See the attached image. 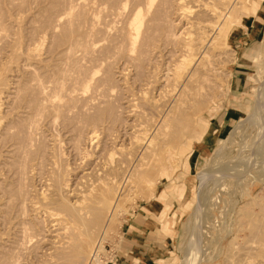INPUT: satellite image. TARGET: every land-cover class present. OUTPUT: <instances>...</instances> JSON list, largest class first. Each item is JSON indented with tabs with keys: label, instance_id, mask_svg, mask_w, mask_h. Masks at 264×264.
<instances>
[{
	"label": "rangeland",
	"instance_id": "rangeland-1",
	"mask_svg": "<svg viewBox=\"0 0 264 264\" xmlns=\"http://www.w3.org/2000/svg\"><path fill=\"white\" fill-rule=\"evenodd\" d=\"M168 1L169 0L161 1L164 9L163 7H159L158 9L159 21H164L163 23H166L165 21H170L172 26L167 22L168 26H171L169 27L171 30L168 28L169 32H180V24L175 22L177 20H174L173 14H171L169 9L165 10ZM229 1H234L235 3L233 2V4H237L238 7H245H239L237 9L236 5V8L231 14L233 18L239 15L240 24L235 23L229 26L227 44L223 43L222 46L220 45L222 49H219V45L211 48L212 54L208 53L207 55V60L210 59L209 62L213 59V63L210 62V64H213H211V66L215 69V72L212 69L214 74L209 72L207 74L209 76L205 75L211 80H209L210 82L208 84H206V81L205 83L200 81L203 79L201 76L204 75L199 74V81L202 83L199 84L198 81L194 87L199 85V88L203 87L205 90L199 89L198 87L197 90H195L196 88H194L197 92L201 91V93L198 94L197 92H193L194 90L192 89L193 91L191 90V94H195V97L192 96L191 98L194 99L193 102L181 109V114L185 118L180 124L184 131L179 129L178 126L175 128L177 134H181L180 136L176 135L178 138L174 137L176 138L174 139L176 147L174 148L175 156L172 165L170 167L162 166L159 171L156 172L151 170L152 172L150 171L151 173H148L149 175L146 178V180H149L148 183L144 181L125 188L113 186L108 190L111 193H115L117 198L115 197L112 201V208L110 207L109 209V216L104 219L102 224L91 228L92 242L86 254V264H149L148 259H143V261H140L142 260L140 258L134 260L135 249L128 240H131L134 232L141 236L140 239H147V235L143 233L142 230L143 224L149 220V215L152 216L153 212L158 214V218L162 222V229L164 231L160 230L159 234L168 239L171 246L165 244V248H157L166 254V258L164 262L157 263L154 252L151 257V264H247L246 262H248V264H254L255 262V264H264V259L262 258L264 256V214L263 212L261 213L264 208V158L259 155L257 157L253 156L259 144L257 141L260 142L259 140H261V138L264 139V0H258L256 9L251 8L250 0H240L241 3L239 0ZM163 3H166V6ZM81 5L80 0H0V21L4 23V26L0 25V89L5 88L7 92H5V94L3 92L0 97V264H7L9 262V264H62L58 260H53L50 257V253L53 254L51 252L53 251L51 245H54V240L57 238L53 236L55 231L51 229L52 225L50 219L43 216L44 214L46 215L44 212L45 206L43 204L46 202H56V200H50V198L53 197H55V199L59 197L57 200L62 199L63 201L68 199L69 202L74 200L75 194L72 197L74 193L73 190L81 187L80 184L84 183L90 176L88 173L83 174V171H88L86 168L90 166V164L93 165L91 162L97 160L100 162L96 163L97 161H95L96 164H103L105 160L103 161L102 157H106L113 143L116 145L118 143L119 145L124 143L123 146H126L128 141L126 132H129V128L132 125L131 120L133 119L128 115L129 112H131L130 108H133L131 104H134V107L140 109V105H142L143 101L140 100L141 96H143L141 94L143 92H145L143 94L146 95L147 93H152L150 91L147 92L149 87L146 88V85L143 84L147 77H150V80L153 79L152 77H154L155 73L151 71L158 65V62H160V57L157 58V55L156 57L155 55H151L152 57L148 55L150 57L147 56V58L150 59V67L146 64V56H142L140 59H136L132 62H130L131 58H129V60L128 58H122V60L121 57H118L120 54L117 53L118 50L116 48L118 47L117 40H121V37H118V34H121V32L119 33L117 30L119 28L121 29L122 25H119L118 28L116 25L120 24L122 19L119 21L120 18H116L118 20L112 22L113 19L110 14L107 15V12L99 14L98 17L101 20H99L101 27L106 28V32L102 30V32L99 31L96 34L94 33L97 38L93 35L92 37L94 38L91 40L97 39L98 42L96 41L93 44L91 47L92 51L87 50L91 53L85 51L81 52L82 49L80 48L83 47L82 45L90 41V37H85V27L87 24L86 13L84 7ZM79 6L81 8H79ZM71 9L73 11H71ZM66 10L72 12H70L71 15L69 14V22H64L65 20H63L62 17L64 12H67ZM164 10L166 13L163 12ZM168 11L170 12L169 15H172L171 17L166 16ZM243 12H245L244 15L241 14ZM78 13H80V15ZM168 17L170 20H168ZM236 17L235 19L232 18V20L236 21L238 19V17ZM106 18H109V20H106ZM71 23L73 27L76 28H71ZM113 23H116V25ZM55 24L57 25L54 26ZM61 25L63 26L62 29ZM76 25L82 26L83 29H81L80 26L78 29ZM113 25L115 26L114 28ZM173 26H177V28L174 27L173 29ZM79 30L81 32H78ZM74 31L75 33H72ZM66 32H71V34H66L68 36L66 37L63 35V33ZM76 32H78V34ZM82 32L85 35H80ZM62 35L66 38H60ZM107 35H110L108 38L112 39L110 40L112 42L107 39ZM72 36L73 38L76 36L75 39L79 38L80 40H76V42H81L82 45L81 43H78L79 46L78 44L73 45L75 39H73ZM111 36H113V38H111ZM114 38L116 39L115 41ZM60 39L65 40V42L61 40V42L58 43L57 41ZM85 39H87V41ZM70 41L73 43H70ZM38 42L39 52H41L40 62H36L39 60L32 59L28 61L26 53H24L26 52V46L29 48V46L31 47L34 43L37 44ZM73 46H78L79 48H73ZM98 46H101V48ZM98 48L101 50H98ZM215 48L217 50L214 51ZM68 49L70 51H68ZM169 49L170 47L166 48L168 51ZM64 51H66V53ZM214 52L215 55H219L213 56ZM50 53L52 54L50 55ZM89 54L97 58L90 57ZM109 54L111 55L109 56ZM209 54L213 58H211ZM86 56L92 59L89 60ZM101 57L104 59H101ZM153 57H155V59H153ZM93 58L96 60V63ZM255 58H257V62H254ZM55 59L58 60L56 61ZM151 59H153V61L156 60V63ZM132 60H134V58ZM103 61L107 67L103 64ZM151 61L153 63H151ZM193 61L191 63H193ZM45 62H49L48 65H45ZM138 62H141V64L143 63L142 66H146L141 67V64ZM26 64L29 66V73L23 66ZM96 64H98L99 67ZM152 64H155V66ZM190 65L192 66V64ZM21 67L22 69L19 71ZM94 67L97 70L94 75L96 81L92 78L94 82L91 80L87 84L91 85L90 83L93 82L95 86L93 87V85H91V87H89V85L86 86V81H83L85 78L83 73ZM52 68L54 69L52 70ZM197 71L200 73L199 69ZM146 72L148 74L147 76ZM54 73L55 75H53ZM150 73L154 75H150ZM46 75L48 76L47 78ZM144 76L146 78H144ZM50 78L53 83L48 82L51 81ZM55 78H58V80L56 79L57 82L54 81ZM140 78H142L143 83ZM43 79H47L44 82L46 85L48 84L50 86H45ZM60 80L62 81V83H60L61 85L58 84ZM78 80H80L79 83L76 82ZM147 80L149 79H146V81ZM138 81H140V83ZM33 82L37 84H33ZM54 82H56L58 86L60 85V93H63V90L67 92L69 89H79L80 87L85 88L86 91L73 89L65 94H60L64 96V98H60V110H57V112L55 109H57L56 107H58V105H54L55 109L54 107L52 108V106L51 108L50 106L47 107L48 103L46 100V97L48 94H52V91L57 93L55 89L59 87L55 88L53 85ZM78 84L79 87H77ZM200 85L202 86L200 87ZM53 86L55 89H52ZM64 86L66 87L64 88ZM40 87H46L47 89H45L43 93L44 90L42 91ZM33 89L42 91V93L39 91L36 92ZM26 90H28V92ZM46 90L51 92L46 93ZM14 92L21 95L16 96L17 94ZM137 92L139 93L137 94ZM23 93L26 96L23 95ZM37 93H40L39 96H37ZM73 93L76 96H74ZM42 94L45 95V98ZM84 94H86V96H84ZM13 96L14 98L16 97V99H14ZM148 96L149 95H147V97ZM189 96L191 97V95ZM19 98L20 100H18ZM35 98L39 102H35L37 101ZM134 98L136 99L133 101ZM21 99L23 101H21ZM259 102L262 104V108ZM37 103H41L42 106L46 108L40 107L41 104L37 107ZM258 104L260 108H257ZM30 107L32 109H30ZM36 107L40 112L36 110ZM41 108L46 110L41 111ZM48 108L53 110L51 111L49 109V111ZM256 109L258 117L252 122L247 121L248 115L254 113ZM98 111H101L100 117ZM49 112L51 114H49ZM95 114L100 121L101 119L103 120L101 122L99 121V123L104 122L105 124H99L96 120L97 118L94 117ZM35 121L37 122L35 123ZM92 123L98 128L100 126H105L107 129L108 126V129H105L107 132H100V130H98L100 132H97L96 137L98 139H93L95 142L98 141V143L92 140L89 142V140L85 139L86 131L94 126ZM126 123H129V127H127ZM77 127L78 129H76ZM206 127L207 132L202 136ZM84 128L87 129L84 131ZM178 129L180 132H178ZM117 130H119V135L116 133ZM79 133H81V135ZM104 133H107L105 134L106 136ZM124 134L125 136H122ZM102 136H104V138ZM105 137H108L106 138L107 140ZM121 137H123V139ZM100 138L104 140L102 141ZM110 139L114 140L109 143L112 146L108 144ZM8 144H11L10 147ZM95 144L96 146L98 145V147H96ZM74 145L78 146V148ZM91 145H93L92 148ZM94 148L96 149L93 151ZM85 151L88 154L84 157L87 159L89 155L90 158L88 159L90 160H86L80 155L84 154ZM97 152L99 155L102 154L103 156H96L98 155L96 154ZM246 156L252 157L253 161L249 163L247 169L245 162ZM80 158H82L83 164L88 163L84 166L85 168L80 165L82 164ZM159 158H161L162 161L164 159L163 156ZM161 159L158 160L161 161ZM260 162H262V164ZM27 165H31L32 167H28ZM79 165L81 168H78L80 167ZM73 168L74 170H72ZM82 169L84 170L81 173ZM258 170L261 171L259 172ZM201 174H205V177L201 178ZM79 176H84L85 178H79ZM168 177H172V179L179 182V184L173 185L176 195L161 194L162 187L167 185L164 181ZM82 179H84V182ZM77 181L80 182L78 183ZM77 183L79 185H77ZM49 187L51 190L48 189ZM73 187L76 188L73 189ZM116 189L118 191H116ZM43 194L47 195L45 196ZM17 195H20V197ZM11 197H14L11 200L14 199L13 201L16 205L13 201H8ZM42 197L48 198L46 199L47 201L42 199ZM28 198L30 200H28ZM37 198L39 199L37 200ZM43 200L45 203H41ZM6 201L7 204H5ZM259 203H261L262 206L258 205ZM9 204L10 207L12 205L14 207V211H12L13 207L10 208L12 213L9 212V208L4 209L6 205ZM148 206H151V210L148 209L147 211ZM260 206L263 208L261 209ZM162 208L165 209L164 218H160ZM19 209L22 210L19 211ZM7 212L10 216H20H18L17 219H15L16 217H8L6 216L9 215ZM45 217L48 220L44 223L46 220ZM9 218H13L12 221H10L11 219ZM14 219L15 222H13ZM37 219L38 221H36ZM17 221L21 224L19 225ZM10 223L12 225H10ZM13 223H17L18 225H14ZM106 225L107 228L105 229ZM25 227L29 228L27 229ZM193 229L196 234V240L194 239V241L192 240L190 242L189 239ZM19 231L22 233H19ZM21 235L23 239L26 240H23ZM39 238L41 240H38ZM17 241H19L20 244L17 243ZM20 241L25 244H22ZM189 244L192 246V249L194 248L192 252L193 256L191 254L186 256V250ZM49 245L51 248L48 247ZM97 246L100 248L98 249ZM200 246L204 249L205 254L196 258L194 260V262H196L192 263ZM14 247L17 250H15ZM139 250L144 251V248H139ZM12 251L14 252L11 253ZM46 252H48V255ZM10 254H14L15 257H12ZM19 256H23V258ZM137 256L142 257L139 254ZM46 257H49V260H46ZM68 257L71 258L70 256ZM11 259H13V261ZM245 259L246 261H244ZM4 260L7 262L2 263L5 262ZM237 261H239V263H236ZM65 264H69V262Z\"/></svg>",
	"mask_w": 264,
	"mask_h": 264
},
{
	"label": "bare ground",
	"instance_id": "bare-ground-1",
	"mask_svg": "<svg viewBox=\"0 0 264 264\" xmlns=\"http://www.w3.org/2000/svg\"><path fill=\"white\" fill-rule=\"evenodd\" d=\"M163 0H80L81 2V6L84 7L85 13H86V36L85 37H90V41H88V43H85L84 45H82L81 42H76V40H80L79 38L75 39V37L72 38L75 39V41L70 43H73V45H77L78 43H81V45L83 46L82 51L88 52V51H92V46L93 44L98 40H91L94 33H98L99 31L102 32V30L104 32H106V28H102L101 27V23H100V18L98 17L99 14L101 13H105L107 12V15L110 14L111 18L113 19L112 22L115 20H118L116 18H120L119 21L122 19L120 24L116 23L114 25H116V27L118 28V26H121V29L117 30V32L119 31V33L121 32V34H118V37H121V40H117L118 42V47L116 48L117 53L120 54L121 59H126L131 58L130 62L135 61L136 59H140V57H145L147 58L148 55H156L158 56L157 58L160 57V62H158V65L155 66V64H152L153 66H155L151 72L155 73L154 77H152L153 79L150 80V77H145L146 79H149L146 81V79L144 80V84L146 85V88L151 89L148 90L147 92L150 91L152 93H147V95H149L147 97L146 94H143L145 92H143L141 95V99L142 101V105H140V109L134 107V104H131L133 106V108H130L131 112H129L128 115H130L133 119L131 120V127L129 128V132H126L128 137V141L126 146H123L124 143L122 145H119V143L116 145L113 143V146L110 143V141H112L111 139L109 140L108 144L112 146V148H110L111 150L107 153L106 157H102L103 155H99L98 152L96 154V156L102 157L103 158V164H96L99 163L100 161H97L95 163V161H92L91 163L93 165L90 164V166H88L86 169H88V171L86 172L83 171L84 169L81 170V173L83 171L84 173H88V175H90L87 180L84 183H81L79 188L75 189L73 187V195L74 200L72 202H69V200L67 199L66 201L61 200H57L55 199V197L50 198L51 201H55L56 202H44V200L48 199V198H44L42 197V199H44L41 203H45L43 204L44 206V212L46 213V215L44 214L43 216H46L50 219L51 221V225H52V231H55V234L53 236H55V238H57L56 240H54V245L52 246L53 251H51L53 254L50 253V257L53 260H58L60 263H67L69 262V264H86V254L88 253L90 246H91V242H92V237H91V228L102 224V222L104 221V219L106 217L109 216V209L112 205V201L113 199H115V197L117 198V195L115 193H111L110 191H108L110 188H112L113 186H118L119 187H129L132 185H136L139 183H142L144 181H146V183L149 182V180H146V178L148 177V175L153 171H159L160 167L162 166H166V167H170L172 165V161L174 160V156H175V152H174V148L176 147V143L174 144V139L178 138L176 135L180 136L181 133L177 134V130L175 131L176 126L179 127V129L181 128V124L180 122L185 118L182 114H181V109L186 106L189 105L193 102L194 99H191L192 96L195 97V94L192 95L191 94V90L194 88H196L195 90H197V87L199 85H197L196 87H194V85L200 80V75H207L209 72H212V66L211 64L213 63V59H211L212 62L210 64L209 60H207V55L208 53H211V48H214L216 46L219 45V49H222L221 46L223 43L227 44V38L229 35V26L234 25L235 23H239V15L237 16L238 19L235 21L232 20L233 17H231L232 12L234 11V9L237 7V9L240 7H238V5L236 6L235 4H233L234 1L230 2L229 0H169L168 1V5L167 8H165V10L169 9V11H171V14H173L174 20H177L175 22H178V24H180V28L181 31L180 32H175V31H171L169 32V29L171 30L172 24L169 21H165L166 23H163V19L161 21H159L160 19L158 18V9L159 7H163L162 6V2ZM237 1V0H236ZM240 2V0H239ZM238 2V3H239ZM258 0H250V6L252 9H256V4H257ZM170 3V4H169ZM235 3V2H234ZM241 3V2H240ZM245 3V2H244ZM164 5L166 3H163ZM77 5V4H75ZM246 5V4H245ZM166 6V5H165ZM236 6V7H235ZM244 7V6H241ZM240 7V8H241ZM72 8V7H71ZM79 8H81L79 6ZM78 8V9H79ZM245 8V7H244ZM68 9V8H67ZM236 9V10H237ZM162 10V9H161ZM165 10L163 11L164 13ZM241 10V9H240ZM67 11V10H66ZM71 11H73L71 9ZM70 10L67 12H64L63 20H65L64 22H69V17H70ZM75 11V10H74ZM167 12L166 16H170V12ZM242 11V10H241ZM244 11V9H243ZM79 12V10H78ZM82 12V11H81ZM162 12V11H160ZM72 13V12H71ZM84 13V14H85ZM245 12L241 13L244 15ZM70 14V15H69ZM80 15V13H78ZM163 14V13H161ZM192 14V15H191ZM196 14V15H195ZM73 15V14H72ZM124 15V16H123ZM234 15V14H233ZM237 15V14H236ZM106 16V15H105ZM123 16V17H122ZM165 16V15H164ZM172 16V15H171ZM170 16V17H171ZM235 16V15H234ZM82 17V16H79ZM101 17L103 18V16L101 15ZM108 17V16H107ZM236 17V16H235ZM235 17L233 19H235ZM236 17V18H237ZM105 18V17H104ZM110 18V17H109ZM109 18H106V20ZM167 18V17H165ZM75 20V18H74ZM85 20V19H84ZM100 20V21H99ZM168 20H170V18L168 17ZM59 21V20H58ZM56 21V22H58ZM108 22V21H107ZM106 22V23H107ZM110 22V21H109ZM170 23L171 26H168V23ZM3 22L0 21V25L4 26V23L1 24ZM55 23V22H54ZM61 23V22H59ZM105 23V22H104ZM118 23V22H117ZM64 24V23H63ZM176 24V23H175ZM177 24V25H178ZM240 24V23H239ZM57 24H55L54 26H56ZM72 25V23L70 24ZM113 25V28L115 27ZM174 25V24H173ZM53 26V25H52ZM77 26V25H76ZM80 26V25H79ZM77 26V28L79 27ZM110 26V24H109ZM179 26V25H178ZM62 25H61V29H62ZM177 28V26H173ZM52 28V27H51ZM65 28V27H64ZM71 28H76V27H72ZM81 29L82 26H80ZM169 28V29H168ZM36 29V28H35ZM59 29V27H58ZM70 29V28H69ZM79 29V28H78ZM172 29V30H173ZM179 29V28H178ZM52 30V29H51ZM60 30V29H59ZM115 30V29H114ZM38 31V30H37ZM53 31V30H52ZM67 31V30H65ZM62 31V32H65ZM70 31V30H69ZM72 31V30H71ZM84 31V30H83ZM111 31V30H110ZM45 32V31H43ZM57 32V31H56ZM59 32V31H58ZM78 32H81L80 30ZM78 32H76L78 34ZM100 32V33H101ZM112 32V31H111ZM116 32V31H115ZM114 32V33H115ZM47 33V32H46ZM50 33V32H49ZM53 33V32H51ZM72 33H75L72 32ZM45 34V33H44ZM66 34H71L66 32L63 33V35H65L66 37H68ZM84 33L82 32L83 35ZM116 34V33H115ZM42 35V34H41ZM49 35V34H48ZM62 35L63 38L64 36ZM76 35V34H75ZM79 35V36H80ZM85 35V34H84ZM121 35V36H119ZM52 36V35H51ZM59 36V35H58ZM78 36V35H77ZM95 36V35H94ZM101 36V35H100ZM108 36L110 37V35H107V39L112 40L110 38H108ZM117 36V35H115ZM64 37V38H66ZM96 37V36H95ZM63 38V39H64ZM84 38V37H83ZM87 38V39H88ZM97 38V37H96ZM111 38H113V36H111ZM117 38V37H116ZM60 39L59 41H57L58 43L61 42ZM71 39V37H70ZM69 39V40H70ZM87 39H85L87 41ZM88 39V40H89ZM118 39V38H117ZM1 40V39H0ZM68 40V41H69ZM116 39L114 38V41ZM37 41V40H35ZM65 42V40H63ZM120 41V44H119ZM229 41V40H228ZM112 42V41H110ZM64 44V43H61ZM44 45V43H43ZM221 45V46H220ZM60 46V45H59ZM79 46V44H78ZM78 46H73V48L78 47ZM104 46V45H103ZM114 46V45H112ZM144 46V47H143ZM228 46V45H226ZM26 57L29 61V59L32 60H39L41 55L39 52V42L37 44L34 43V45H32L31 47L26 46ZM65 47H66V43H65ZM101 48V46H98ZM167 47H170L169 51L166 50ZM43 48V47H42ZM79 48V47H78ZM77 48V49H78ZM94 48V47H93ZM98 48V50L100 49ZM64 49V48H63ZM95 49V48H94ZM115 49V48H114ZM218 49V50H219ZM224 49V48H223ZM61 50V49H60ZM59 50V51H60ZM88 50V51H87ZM101 50V49H100ZM209 50V51H207ZM217 50L216 48L214 49V51ZM68 51H70L68 49ZM74 51V50H72ZM213 51V49H212ZM221 51V50H219ZM226 51V50H225ZM66 53V51H64ZM63 52V53H64ZM223 52V51H222ZM59 53V52H57ZM61 53V51H60ZM71 53V52H70ZM76 53V52H75ZM80 53V52H78ZM91 53V52H88ZM86 53V54H88ZM219 53V52H216ZM221 53V52H220ZM224 53V52H223ZM52 53H50L51 55ZM74 54V53H73ZM93 54V53H92ZM104 54V53H101ZM100 54V55H101ZM112 54V53H111ZM109 54V56L111 55ZM76 55V54H74ZM80 55V54H79ZM90 57H94L97 58L95 56H91V54H89ZM215 55V52L213 54V56ZM219 55V54H218ZM217 54L215 56H218ZM221 55V54H220ZM226 55V54H225ZM24 56V55H23ZM85 56V55H83ZM102 56V55H101ZM106 56V54H105ZM151 56V57H152ZM210 56V54H209ZM82 57V56H81ZM88 58V56H86ZM99 57V56H98ZM149 57V56H148ZM155 57H153V59H155ZM211 58H213L212 56H210ZM226 57V56H224ZM25 58V57H24ZM58 58V57H56ZM93 58V59H94ZM107 58V57H106ZM105 58V59H106ZM134 58V60H132ZM150 58V57H149ZM156 58V59H157ZM216 58V57H215ZM26 59V58H25ZM72 59V58H71ZM89 60H91L90 58H88ZM101 59H104L103 57H101ZM98 59V60H101ZM122 59V60H123ZM153 59H151L153 61ZM220 59V58H219ZM48 60V59H47ZM46 60V61H47ZM56 60V59H55ZM58 60V59H57ZM56 60V61H57ZM95 60V59H94ZM113 61H115L114 59H112ZM143 60V59H142ZM147 60L146 64H148V67H150L149 61L150 59H145ZM144 60V61H145ZM194 60V61H193ZM55 61V62H56ZM127 61V60H125ZM155 62V61H153ZM193 61V63H191ZM26 62V61H25ZM36 62H40L36 61ZM50 62V61H49ZM49 62H45V65H48ZM254 62H257V58L254 59ZM47 63V64H46ZM51 63V62H50ZM96 63V60H95ZM98 63V61H97ZM109 63V62H108ZM114 63V62H113ZM141 64V62H138ZM156 63V62H155ZM262 63V62H261ZM260 63V64H261ZM28 64V62H27ZM23 65L25 70L28 72V65ZM31 64V62H30ZM52 64V63H51ZM50 64V65H51ZM103 64L106 66L105 62L103 61ZM110 64V63H109ZM125 64V62H124ZM143 64V63H142ZM141 67H145L146 65H143ZM192 64V66L190 65ZM218 64V62H217ZM22 65V64H21ZM20 65V66H21ZM33 65V64H32ZM98 65V64H96ZM122 65V64H121ZM194 65V66H193ZM213 65V64H212ZM221 65V64H219ZM31 66V65H30ZM89 66V65H88ZM91 66V65H90ZM101 66V65H100ZM103 66V67H105ZM125 66V65H124ZM123 66V67H124ZM139 66V65H138ZM137 66V67H138ZM34 67V66H33ZM32 67V68H33ZM46 67V66H45ZM44 67V69H45ZM58 67V66H57ZM99 67V65H98ZM107 67V66H106ZM126 67V66H125ZM35 68V67H34ZM89 68V67H88ZM95 68V67H94ZM89 69V71L84 72L83 75L85 76L84 80L82 78L83 81H86V86L89 85L87 83H89L92 78H94L95 73L97 72L96 68L95 69ZM102 68V67H101ZM128 68V67H127ZM136 68V67H135ZM22 69L19 68V71ZM54 68H52L53 70ZM57 69V68H55ZM87 69V68H86ZM99 69V68H98ZM142 69V68H141ZM148 69V68H146ZM200 70L199 71L197 70ZM217 69V68H216ZM15 70V69H14ZM17 70V69H16ZM46 70V69H45ZM58 70V69H57ZM100 70V69H99ZM120 70V69H119ZM126 70V69H125ZM151 70V68H150ZM215 69H213L214 71ZM147 71V70H145ZM149 71V70H148ZM18 72V70H17ZM24 72V71H23ZM25 72V73H27ZM52 72V71H50ZM55 72V71H53ZM215 72V71H214ZM214 72H212L214 74ZM29 73V72H28ZM34 73V72H33ZM150 73V75H152ZM200 74V75H199ZM33 75V74H32ZM36 75V74H35ZM51 75V74H50ZM49 75V76H50ZM55 75V73L53 74ZM147 72H146V76H147ZM149 75V76H150ZM29 76V75H28ZM97 76V75H96ZM201 76L203 79H201L200 81H203L205 83V81L207 82L206 84H208L211 80L209 77V75L207 76ZM213 76V75H212ZM36 77V76H35ZM48 76L46 75V78ZM55 77H59V76H55ZM83 77V76H81ZM43 78V77H42ZM51 79V78H50ZM58 78H55L54 81L57 82ZM96 78H94L95 80ZM17 80V78H16ZM42 80V79H41ZM47 80V79H46ZM43 79V83H45L44 81H46ZM141 82H142V78H140ZM210 80V81H209ZM15 81V80H14ZM29 81V80H28ZM31 81V80H30ZM61 81V80H60ZM58 81V84L62 83V81L60 82ZM80 80L76 81L79 83ZM93 81V80H92ZM96 81V80H95ZM98 81V80H97ZM199 81V84L202 83ZM39 82V81H37ZM50 83H53L52 79L51 81H48ZM54 82V86L59 87L57 85V83ZM94 82V81H93ZM93 82L90 83L91 85H93ZM99 82V81H98ZM140 83V81H138ZM137 83V82H136ZM143 83V82H142ZM212 83V82H211ZM14 84V83H13ZM30 84V83H29ZM33 84H37L36 82H33ZM56 84V85H55ZM85 84V82H84ZM48 85V84H47ZM45 83V86H47ZM91 85H89V87H91ZM205 85V84H204ZM203 85V86H204ZM41 86V85H40ZM50 86V85H48ZM53 86L50 87L52 89H55ZM95 85H93L94 87ZM141 86V85H140ZM151 86V87H150ZM202 85H200L201 87ZM206 86V85H205ZM210 86V85H207ZM12 87V86H11ZM17 87V86H16ZM43 87V86H42ZM40 87V89L42 88ZM66 86H64L65 88ZM68 87V86H67ZM74 87V86H73ZM72 87V88H73ZM76 87V85H75ZM79 87V84L78 86ZM145 87V86H144ZM63 88V89H64ZM70 88V86H69ZM87 88V87H86ZM145 88V90H146ZM199 88V87H198ZM208 88V87H206ZM10 89V88H9ZM32 89V88H31ZM45 88H42L43 93L45 92ZM51 89V90H52ZM59 89V90H58ZM58 89H55L56 92L58 93L60 90V87ZM68 89V88H66ZM74 89V88H73ZM73 89H69V90H73ZM95 89V88H94ZM138 89V88H137ZM199 89H203V87L199 88ZM198 89V91H199ZM4 90V91H3ZM34 90V89H33ZM32 90V91H33ZM58 90V91H57ZM67 90V92L69 91ZM74 90H80V91H84L85 88L80 87L79 89L75 88ZM96 90V89H95ZM144 90V89H143ZM192 90V91H193ZM193 91V92H197V91ZM205 90V88L203 89ZM28 92V90H26ZM30 91V90H29ZM36 91V90H34ZM39 91V90H38ZM36 91V92H38ZM42 91H39L42 93ZM65 90H63V93L59 92V96L57 95V93L52 91V94H48V96L46 97L48 106H52V108L58 105V107H56L57 109H55V111H59V104L61 103V97L64 98V96L60 95V94H65L67 93ZM86 91V90H85ZM138 91V90H137ZM5 94V88L4 89H0V97L1 95ZM20 92V91H18ZM25 92V91H24ZM48 91L46 90V93ZM51 92V91H49ZM48 92V93H49ZM73 92V91H71ZM70 92V94H71ZM7 93V92H6ZM15 93V92H14ZM26 93V92H25ZM54 93V94H53ZM77 93L79 94V92L77 91ZM76 93V94H77ZM83 93V92H82ZM139 92H137L138 94ZM198 94L201 93L197 92ZM13 94V93H12ZM17 94L16 96H19L21 94L19 93H15ZM27 94V93H26ZM32 94V92H31ZM38 94V95H37ZM36 95L39 96L40 93H37ZM152 94V95H151ZM23 95H25L23 93ZM34 95V94H33ZM35 95V97H36ZM43 95V94H42ZM74 95V93H73ZM70 95V96H73ZM134 95V94H133ZM191 95V97L189 96ZM197 95V94H196ZM6 96L8 97V95L6 94ZM26 96V95H25ZM45 95H43L44 97ZM76 96V95H74ZM84 96H86V94H84ZM132 96V95H131ZM138 96V95H137ZM146 96V97H144ZM188 96V97H187ZM6 97V98H7ZM28 97V95H27ZM82 97V96H80ZM143 97V99H142ZM193 97V98H194ZM14 98V96H13ZM12 98V100H13ZM22 98V97H20ZM20 98L18 100H20ZM37 98V97H36ZM35 98V99H36ZM45 98V97H44ZM69 98V97H68ZM67 98V99H68ZM76 98V97H75ZM93 98V97H92ZM139 98V97H138ZM16 99V97L14 98ZM23 99V98H22ZM21 99V101H23ZM25 99V98H24ZM27 99V98H26ZM32 99V98H29ZM42 99V98H41ZM74 99V98H73ZM136 98L133 99V101ZM37 100V99H36ZM63 100V99H62ZM71 100V99H70ZM25 101V100H24ZM28 101V100H27ZM45 101V100H44ZM64 101V100H63ZM66 101V100H65ZM91 101V100H90ZM97 101V100H95ZM94 101V102H95ZM128 101V100H127ZM15 102V101H14ZM18 102V101H17ZM34 102V99H33ZM35 102H39L38 100ZM132 102V100H131ZM32 103V102H31ZM42 103V102H41ZM39 103V104H41ZM134 103V102H133ZM260 103V102H259ZM38 103L36 104V106L38 107L39 105ZM21 105V104H20ZM27 105V104H26ZM35 105V104H34ZM99 105V104H98ZM261 103H260V107H261ZM22 106V105H21ZM91 106V105H90ZM19 107V106H18ZM36 107V110H38V108ZM40 107H43L42 104ZM259 104L257 105V108H260ZM24 108V107H23ZM46 108V107H43ZM41 111H45L46 109H43ZM48 108V110L50 109ZM62 108V107H60ZM65 108V107H64ZM63 108V109H64ZM262 108V107H261ZM30 109H32L30 107ZM28 110V109H27ZM51 111L53 109H50ZM49 110V111H50ZM129 110V109H128ZM32 111V110H31ZM36 111V112H37ZM57 111V112H58ZM261 111V110H260ZM40 112V111H39ZM37 112V113H39ZM99 112V111H98ZM42 113V112H41ZM56 113V112H54ZM101 111L99 112V117ZM105 113V112H104ZM36 114V113H35ZM44 114V113H43ZM47 114V113H46ZM49 114H51L49 112ZM97 115V116H98ZM106 115V114H105ZM35 116V115H34ZM38 116V115H37ZM44 116V115H42ZM41 116V117H42ZM48 116V115H46ZM104 116V115H103ZM129 116V117H130ZM30 117V116H29ZM33 117V115H32ZM96 117V114L95 116ZM93 117V118H94ZM105 117V116H104ZM257 116V109L255 110L254 113H250L248 115L247 121L252 122L254 119H256ZM31 118V117H30ZM36 118V117H35ZM57 118V117H56ZM60 118V117H59ZM97 118V117H96ZM46 119V118H45ZM61 119V118H60ZM97 118L96 120L100 121V119ZM33 120V119H32ZM39 120V119H38ZM62 120V119H61ZM92 120V119H90ZM105 120V119H104ZM243 120V119H242ZM52 121V119H51ZM93 121V120H92ZM95 121V120H94ZM101 121H103L101 119ZM100 121V122H101ZM109 121V120H107ZM106 121V122H107ZM111 121V120H110ZM37 121H35L36 123ZM96 122V121H95ZM94 122V123H95ZM129 122V120H128ZM87 123V122H86ZM91 123V122H90ZM94 123H92L94 125ZM104 123V122H103ZM103 123H99V124H103ZM112 123V122H111ZM91 124V125H92ZM96 124V125H99ZM105 124V123H104ZM127 127L129 123H126ZM179 124V125H178ZM108 125V123H107ZM240 125V124H239ZM111 126V125H110ZM124 126V125H123ZM237 126V125H236ZM91 127V126H89ZM78 129V127L76 128ZM87 128H84V131ZM105 126H100L99 128L97 126H92L89 130L86 131V135H85V139L92 140L95 138L96 140L98 139L97 136V132H99L98 130L101 131H106L108 129L105 130ZM178 129V132H180V130ZM35 130V129H34ZM80 130V129H79ZM111 130V129H110ZM128 130V129H127ZM119 130H117L116 133H118ZM182 131H184V129H182ZM99 132V133H100ZM107 132V131H106ZM176 132V133H175ZM85 133V132H84ZM262 133V132H261ZM264 133V132H263ZM262 133V134H263ZM81 135V133H79ZM107 133H104V135ZM109 134V133H108ZM113 134V133H112ZM115 134V133H114ZM123 134V133H122ZM78 135V134H76ZM102 135V134H101ZM111 135V134H109ZM119 135V133H118ZM175 135V136H174ZM100 136V134H99ZM106 136V135H105ZM114 136V135H112ZM122 136H125L122 135ZM104 138V136H102ZM111 137V136H108ZM108 137H105L108 138ZM117 137V136H116ZM125 137V138H126ZM176 137V138H174ZM199 137V136H197ZM262 137V136H261ZM260 137V138H261ZM119 138V137H118ZM123 139V137H121ZM77 139V138H75ZM100 140H102L100 138ZM104 140V139H103ZM102 140V141H103ZM107 140V139H106ZM178 140V139H177ZM75 141V140H74ZM101 141V142H102ZM114 141V140H113ZM124 141V140H123ZM122 141V142H123ZM260 142L257 141L258 147L256 149L255 155L253 154V156H261L264 158V139L261 138V140H259ZM88 142V143H89ZM95 142V141H94ZM107 142V141H106ZM120 142V141H119ZM121 142V143H122ZM83 143V142H82ZM95 143H98V141H96ZM100 143V142H99ZM104 143V142H103ZM101 143V144H103ZM112 143V142H111ZM2 144V143H1ZM77 144V143H76ZM90 144V143H89ZM107 144V143H106ZM9 145V144H8ZM11 145V144H10ZM9 145V147H10ZM72 145V144H71ZM3 146V145H1ZM76 146V145H74ZM73 146V147H74ZM88 146V145H87ZM90 146V145H89ZM93 145H91L92 148ZM96 146V144H95ZM94 146V147H95ZM110 146V147H111ZM123 146V147H122ZM81 147V145H80ZM98 147V145L96 146ZM72 148V147H71ZM76 148H78V146H76ZM82 148V147H81ZM89 148V147H87ZM90 148V149H91ZM75 149V148H74ZM96 148L93 149V151ZM12 150V149H11ZM92 150V149H91ZM252 150V149H251ZM80 151V150H79ZM249 151V150H248ZM11 152V151H10ZM73 152V150H72ZM89 152V151H88ZM92 152V151H90ZM6 153V152H5ZM8 153V152H7ZM77 153V152H76ZM83 153V152H82ZM250 153V152H249ZM88 153L85 151L84 154H80L83 156V158L86 157ZM94 154V152H93ZM95 155V154H94ZM10 156V155H8ZM81 156V157H82ZM85 156V157H84ZM115 156V157H114ZM160 156H163L164 159L162 161L161 158H159ZM95 157V156H94ZM90 158V156L88 155L86 160H90L88 159ZM105 158V159H104ZM82 158H80L81 160ZM83 159V160H85ZM97 159V158H96ZM99 159V158H98ZM161 159V161L159 160ZM85 160V161H86ZM101 160V159H100ZM159 161V162H158ZM263 161V160H261ZM30 162V161H29ZM32 162V161H31ZM82 162V160H81ZM80 162V163H81ZM88 162V161H86ZM94 162V163H93ZM245 162H246V169L249 166V163H252V157H247L245 158ZM84 162H82V167H84L86 164H83ZM258 163V162H257ZM262 164V162H260ZM259 163V164H260ZM27 164V163H26ZM31 164V163H30ZM96 164V165H95ZM256 164V163H255ZM79 165V166H80ZM28 166V165H27ZM31 165H29L28 167H30ZM32 167V166H31ZM253 167V166H252ZM77 168V167H76ZM78 168H81L78 167ZM77 168V169H78ZM85 168V167H84ZM251 168V166H250ZM249 168V169H250ZM260 169V168H259ZM74 170V168L72 169ZM152 170V171H151ZM80 171V170H79ZM151 171V172H150ZM226 171V170H225ZM259 171V170H258ZM261 171V170H260ZM259 171V172H260ZM149 173V174H148ZM235 174V173H234ZM239 174V173H238ZM82 175V174H81ZM87 175V176H88ZM261 175V174H260ZM259 175V176H260ZM85 178L84 176H79V178ZM201 178L205 177V174H201L200 175ZM259 178V177H257ZM260 179V178H259ZM258 179V180H259ZM81 181V180H80ZM79 181V182H80ZM78 182V181H77ZM78 182V183H79ZM82 182V181H81ZM76 183V182H75ZM77 183V185H79ZM63 184V183H62ZM48 186V185H47ZM57 188V187H56ZM50 189V187L48 188ZM51 190V189H50ZM62 190V189H60ZM120 190V189H119ZM59 191V190H58ZM116 191H118L116 189ZM54 192V191H53ZM63 192V191H62ZM70 192V191H69ZM52 193V192H51ZM56 193V192H55ZM59 193V192H58ZM68 193V191H67ZM72 193V192H70ZM69 193V194H70ZM118 193V192H117ZM121 193V192H120ZM19 194V193H18ZM25 194V193H24ZM42 194V193H41ZM61 194V193H60ZM59 194V195H60ZM45 195V194H43ZM47 195V194H46ZM45 195V196H46ZM63 195V194H62ZM61 195V196H62ZM71 195V194H70ZM69 195V196H70ZM182 195V194H181ZM20 197V195H17ZM16 196V197H17ZM24 196V195H23ZM32 196V195H31ZM50 196V193H49ZM30 197V196H29ZM14 197H11L10 200L8 201H13L11 200ZM18 198V197H17ZM26 198V197H25ZM66 198V197H64ZM27 199V198H26ZM39 198H37L38 200ZM41 199V200H42ZM6 200V199H5ZM17 200V199H15ZM22 200V199H21ZM28 200H30L28 198ZM36 201V200H35ZM47 201V200H46ZM71 201V200H70ZM14 202V201H13ZM23 202V201H22ZM25 202V201H24ZM38 202V201H36ZM262 202V201H261ZM19 203V201H18ZM5 204H7V201L5 202ZM4 204V205H5ZM15 204V202H14ZM24 204V203H23ZM53 204V205H52ZM257 204V202H256ZM16 205V204H15ZM20 205V204H19ZM55 205V206H54ZM258 205H261V203H259ZM9 206V207H7ZM21 206V205H20ZM25 206V205H24ZM262 206V205H261ZM262 209L264 207H261ZM13 205L10 207L9 205H6V207L4 209H8L10 213L11 209ZM16 207V206H15ZM37 207V206H35ZM30 208V207H28ZM38 208V207H37ZM112 208V207H111ZM166 208V207H164ZM162 208L161 210V214H160V218H164V211L165 209ZM259 208V209H260ZM16 209V208H15ZM25 209V208H22ZM22 209H19L22 210ZM32 209V208H31ZM260 209V210H261ZM17 210V209H16ZM35 210V209H34ZM39 210V209H38ZM114 210V209H113ZM7 211V210H5ZM14 211V207L13 210ZM16 212V211H15ZM27 212V211H26ZM263 212L264 214V208L261 211V213ZM5 213V212H4ZM24 213V212H22ZM38 213V212H37ZM7 214H9L7 212ZM17 214V212H16ZM21 214V213H20ZM6 215V214H5ZM6 216H10L6 215ZM4 216V217H6ZM20 216V215H18ZM18 216H10L13 217L15 219H17ZM24 216V215H23ZM38 216V215H37ZM40 217V216H39ZM45 217V218H46ZM111 217V216H110ZM13 218H9L11 219L10 221H12ZM8 219V220H9ZM15 219L13 222H15ZM22 219V218H21ZM39 219V218H38ZM38 219L36 221H38ZM41 220V219H40ZM48 219L46 218V220L44 221V223L47 221ZM110 220V219H109ZM35 221V222H36ZM49 221V222H50ZM21 222V221H20ZM9 223V222H8ZM18 223V221H17ZM13 223L14 225H20L21 223ZM24 223V222H23ZM27 223V222H26ZM109 223V222H108ZM39 224V223H38ZM47 224V223H46ZM165 224V223H164ZM10 225H12L10 223ZM13 225V226H14ZM24 226V225H22ZM49 226V225H48ZM21 227V226H20ZM12 228V227H10ZM27 228V227H25ZM29 228V227H28ZM27 228V229H28ZM107 228V225L105 227V229ZM9 229V227H8ZM13 229V228H12ZM15 229V228H14ZM26 229V230H27ZM48 229V230H51ZM104 229V227H103ZM192 229V228H191ZM17 230V229H16ZM44 230V229H42ZM193 232L191 233L190 236V242L194 239L196 240V234L194 232V229L192 230ZM21 231H19L20 233ZM43 232V231H42ZM51 232V231H48ZM14 233V232H13ZM16 233V232H15ZM22 233V232H21ZM26 233V232H25ZM28 233V232H27ZM31 234H33L32 232H30ZM17 234V233H16ZM35 234V233H34ZM43 234V233H42ZM50 234V233H49ZM52 234V233H51ZM195 234V236H194ZM19 235V234H18ZM23 235V234H22ZM21 235V237H22ZM25 235V234H24ZM23 235V236H24ZM26 236V235H25ZM20 237V236H19ZM34 237V235H33ZM18 238V237H17ZM26 238V237H24ZM42 238V237H41ZM6 239V238H5ZM4 239V240H5ZM21 239V238H20ZM23 239V237H22ZM44 239V237H43ZM50 239V240H52ZM7 240V239H6ZM26 240V239H23ZM38 240H41L40 238ZM45 240V239H44ZM49 240V239H48ZM76 240V241H75ZM102 240V239H101ZM9 241V240H8ZM33 241V240H32ZM47 241V240H46ZM56 241V243H55ZM21 242V241H20ZM17 243H19V241H17ZM22 243V242H21ZM52 243V241H51ZM48 243V244H51ZM20 244V243H19ZM18 244V245H19ZM25 244V243H22ZM194 245V244H193ZM51 246L49 245L48 247L51 248ZM16 247V246H15ZM14 247V248H15ZM23 247V246H22ZM98 249L100 248L99 246H97ZM96 247V248H97ZM12 248V249H14ZM19 248V247H18ZM21 248V247H20ZM25 248V247H23ZM27 249V248H26ZM48 249V248H47ZM15 250H17L15 248ZM49 250V249H48ZM194 248L192 249V246L189 244L188 248H187V252H186V256H189L188 254L192 255ZM98 251V250H97ZM197 251V250H196ZM14 251H12L11 253H13ZM17 252V251H16ZM15 252V253H16ZM20 252V251H19ZM48 255V252H46ZM96 253V252H95ZM20 254V253H19ZM194 254V253H193ZM205 254L204 249L201 248V246L198 249V252H196V256L193 259L192 263H195L194 260L196 258H198L199 256H203ZM12 255V254H10ZM15 257V255L13 254L12 257ZM43 256V255H42ZM46 256V255H45ZM68 256H70L71 258H69ZM95 256V255H94ZM93 256V257H94ZM193 256V255H192ZM11 257V256H10ZM20 257V256H19ZM23 258V256H21ZM20 257V258H21ZM25 258V257H24ZM44 258V256H43ZM46 260H49V257H46ZM91 258V257H89ZM192 258V257H190ZM264 259V256L262 257ZM5 259V257H4ZM18 259V258H16ZM15 259V260H16ZM249 259V258H248ZM252 259V258H251ZM13 261V259H11ZM10 260V261H11ZM21 260V259H20ZM241 260V259H240ZM255 260V259H254ZM1 261V260H0ZM5 261V260H4ZM17 261V260H16ZM51 261V260H50ZM185 261V260H184ZM183 261V262H184ZM246 261V259L244 260ZM248 261V260H247ZM252 261V260H249ZM2 262V263H6ZM10 263V262H9ZM7 263V264H9ZM13 263V262H12ZM236 263H239V261H237ZM243 263V260H242ZM248 264V262H246ZM256 263V262H255ZM254 263V264H255ZM19 264V263H16ZM26 264V263H25ZM245 264V263H244Z\"/></svg>",
	"mask_w": 264,
	"mask_h": 264
},
{
	"label": "crops",
	"instance_id": "crops-1",
	"mask_svg": "<svg viewBox=\"0 0 264 264\" xmlns=\"http://www.w3.org/2000/svg\"><path fill=\"white\" fill-rule=\"evenodd\" d=\"M207 132V127L205 129V131L203 132L202 136L205 135ZM197 148V147H196ZM167 185L163 186L161 189V194H173L176 195V192L174 191V187L173 185L179 184L178 181H175L174 179H172V177H168L166 178V180L164 181ZM148 209L151 210V206H148ZM143 233H145L147 235V239H140L141 236L136 234L134 232L133 237L131 238V240H128L130 244H132L133 248L135 249V256H134V260L137 259H142L140 261H143V259L145 260H149V264H151V257L153 256L154 252L156 255V261L157 263H162L164 262V259L166 258V254H164L162 251H160L157 248H165V244L171 246L170 242L168 239L162 237L159 234L160 230L162 229V222L161 220L158 218V214L157 213H152V216L149 215V220L146 221L143 224ZM164 231V230H163ZM149 238V239H148ZM144 248V251H140L139 248ZM141 255L137 256V255ZM161 261V262H160Z\"/></svg>",
	"mask_w": 264,
	"mask_h": 264
}]
</instances>
